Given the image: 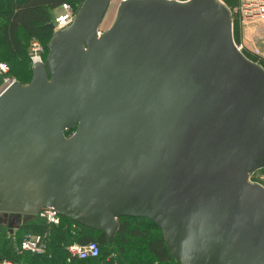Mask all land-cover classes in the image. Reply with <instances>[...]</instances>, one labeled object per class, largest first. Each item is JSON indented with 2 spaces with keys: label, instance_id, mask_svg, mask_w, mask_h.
Listing matches in <instances>:
<instances>
[{
  "label": "water",
  "instance_id": "obj_1",
  "mask_svg": "<svg viewBox=\"0 0 264 264\" xmlns=\"http://www.w3.org/2000/svg\"><path fill=\"white\" fill-rule=\"evenodd\" d=\"M111 2L85 0L0 92L10 233L54 212L112 241L144 218L180 264H264V69L220 0L122 1L100 33Z\"/></svg>",
  "mask_w": 264,
  "mask_h": 264
},
{
  "label": "trees",
  "instance_id": "obj_2",
  "mask_svg": "<svg viewBox=\"0 0 264 264\" xmlns=\"http://www.w3.org/2000/svg\"><path fill=\"white\" fill-rule=\"evenodd\" d=\"M84 2L85 0H0V36L4 48L11 56L24 59L26 50L20 38L22 33L30 43L32 39H37L43 45L46 59L47 44L53 36L49 24L55 18L54 11L65 3L79 9ZM224 3L229 8L234 5L232 0H224ZM10 72L12 75L11 67ZM1 82L0 77V84ZM20 83L25 84L22 81ZM72 133L73 131L67 133V136ZM46 232L49 236L45 255L18 251L25 236ZM75 243L97 244L98 257L84 260L71 257L67 247ZM6 259L16 264H180L170 255L159 228L149 220L134 217L120 218L119 229L113 240L109 241L104 233L88 229L62 216L58 225L36 217L31 222L21 224L11 234L7 222L0 214V260Z\"/></svg>",
  "mask_w": 264,
  "mask_h": 264
},
{
  "label": "built area",
  "instance_id": "obj_3",
  "mask_svg": "<svg viewBox=\"0 0 264 264\" xmlns=\"http://www.w3.org/2000/svg\"><path fill=\"white\" fill-rule=\"evenodd\" d=\"M127 1V0H122ZM231 13L235 12L240 17L241 27L248 34L247 45L246 35L241 34V41L236 43L237 49L247 54L255 62L264 67V0H232ZM78 9L70 4H63L61 12L53 20V31L61 32L67 30L74 22ZM100 34V33H99ZM45 50L43 45L32 39L30 44V65L44 61ZM0 77L2 79V90L15 82L10 72V67L5 62H0ZM47 220L49 224L58 225L60 217L54 212H44L39 215ZM48 232L41 235H27L20 242L18 251L35 255H45L48 251ZM68 254L76 259H94L99 255L97 244L81 245L71 244L67 247ZM0 264H16L11 260H0Z\"/></svg>",
  "mask_w": 264,
  "mask_h": 264
},
{
  "label": "rangeland",
  "instance_id": "obj_4",
  "mask_svg": "<svg viewBox=\"0 0 264 264\" xmlns=\"http://www.w3.org/2000/svg\"><path fill=\"white\" fill-rule=\"evenodd\" d=\"M122 0H113L110 8L102 22L101 29L106 31L113 23L116 15V9L118 5L121 3ZM185 1V0H182ZM224 2V0H222ZM226 1V0H225ZM230 2V1H229ZM231 3V2H230ZM231 5V4H230ZM56 16V15H55ZM232 20L234 23V35L235 39L240 40L241 39V34H245L247 39L245 42L248 41V34L244 31V29L241 27L240 23V17L233 12L232 13ZM53 30V29H52ZM21 41H23V46L25 47L26 54L24 59H19L17 57L11 56L9 51L4 48L3 42L1 40L0 36V61L7 62L9 66L12 68V77L19 82L22 81L27 85L31 82V77H32V70L30 71L31 65L29 63V57H30V41L29 39H25L24 35L21 33L20 34ZM49 43V42H48ZM48 45V44H47ZM247 45L249 43L247 42ZM2 91V86L0 84V92ZM254 176L251 178V181L253 183L261 184L264 186V169L259 170L253 174Z\"/></svg>",
  "mask_w": 264,
  "mask_h": 264
},
{
  "label": "crops",
  "instance_id": "obj_5",
  "mask_svg": "<svg viewBox=\"0 0 264 264\" xmlns=\"http://www.w3.org/2000/svg\"><path fill=\"white\" fill-rule=\"evenodd\" d=\"M117 10V9H116ZM61 12V7L60 8H58L57 10H55L54 11V14L53 15H58L59 13ZM55 17V16H54ZM54 19V18H53ZM52 22V21H51ZM52 29V28H51ZM239 41H241V39L239 40Z\"/></svg>",
  "mask_w": 264,
  "mask_h": 264
}]
</instances>
